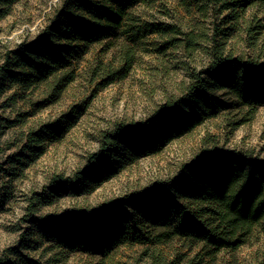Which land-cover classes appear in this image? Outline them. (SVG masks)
Here are the masks:
<instances>
[{"label":"rangeland","instance_id":"obj_1","mask_svg":"<svg viewBox=\"0 0 264 264\" xmlns=\"http://www.w3.org/2000/svg\"><path fill=\"white\" fill-rule=\"evenodd\" d=\"M61 2L17 0L9 6L8 14L0 19V64L5 53L38 37ZM184 4H191L190 13L184 10ZM136 8L141 20L172 26L179 42L157 52L165 41L149 37L137 48L127 74L108 85L105 78L91 82L89 74L94 68L104 76L98 71V60H113L115 49L103 41L89 44L77 60L71 61L77 70L75 79L51 104L53 98L47 96L43 86L22 90L6 83L0 93V253L20 238L24 244L20 252L40 264H264V222L235 249L213 250L172 236L159 244L120 239L102 251L77 245L72 248L73 244L63 246L31 222V218L70 212L90 213L124 196L140 194L176 176L181 166L203 148L242 151L264 159V104L249 113L246 107L233 106L138 157H114L112 171L92 176V183L59 189L52 195L47 187L51 178L72 177L81 170L86 157L98 149L101 132L117 123L146 121L169 99L181 94L189 81L188 68L199 70L209 60L205 39L189 53L181 47L184 38L180 33L202 30L208 38L211 34L209 21L200 18L192 0H148ZM241 16L237 23L226 27V50L237 56L264 59V18L254 7ZM256 19L261 25L251 32ZM64 116L72 117L73 123L66 121V125L45 135L39 145L41 155L30 153L35 146L29 144L30 133ZM43 190L53 201L29 208L30 197Z\"/></svg>","mask_w":264,"mask_h":264},{"label":"trees","instance_id":"obj_2","mask_svg":"<svg viewBox=\"0 0 264 264\" xmlns=\"http://www.w3.org/2000/svg\"><path fill=\"white\" fill-rule=\"evenodd\" d=\"M16 1L0 0V19ZM147 1L62 0L38 37L5 53L0 64V93L6 83L22 90L43 86L48 90L47 96L53 98L49 104L55 102L76 77L71 61L77 60L89 44L103 41L115 49L113 60H98V71L104 76H99L102 74L94 68L90 70L91 82L105 78V85L127 74L137 48L145 45L149 37L165 41L156 48L157 52L175 46L179 40L172 26L141 20L136 7ZM192 1L200 18L209 21L211 34L208 38L202 30L196 34L180 33L184 38L181 47L189 53L205 39L207 64L199 70L188 68L189 81L181 94L169 99L146 121L117 123L101 132L98 149L86 157L81 170L72 177L51 178L47 187L52 195L59 189L81 187L92 176L112 171L114 157H138L233 106L246 107L249 113L264 104V59L237 56L226 50L224 42L226 27L237 23L248 8L254 7L264 18V0ZM184 10L190 13L191 4H184ZM255 23L249 31H257L261 20L256 19ZM66 121L70 125L74 120L64 116L30 133L29 144L35 145L30 153L41 155L39 145L45 135L66 125ZM263 173L264 159L242 151L203 148L192 161L181 166L176 176L157 182L140 194L124 196L90 213L70 212L30 220L39 224L48 238L63 246L73 244L72 248L77 245L102 251L120 239L159 244L177 236L213 250L235 249L264 222ZM52 201V196L43 190L30 197L28 207H41ZM23 245L19 238L14 246L4 249L0 264H40L20 252Z\"/></svg>","mask_w":264,"mask_h":264}]
</instances>
